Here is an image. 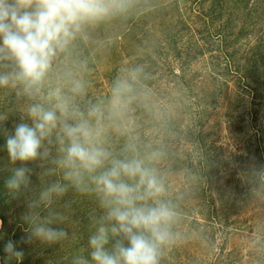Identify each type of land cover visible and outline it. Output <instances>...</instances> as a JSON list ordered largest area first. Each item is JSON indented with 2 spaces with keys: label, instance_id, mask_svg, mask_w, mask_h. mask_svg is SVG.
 <instances>
[{
  "label": "rangeland",
  "instance_id": "obj_1",
  "mask_svg": "<svg viewBox=\"0 0 264 264\" xmlns=\"http://www.w3.org/2000/svg\"><path fill=\"white\" fill-rule=\"evenodd\" d=\"M229 1L220 0L205 26L210 0H128L126 10L88 28L85 39L78 37L93 68L81 72L77 60L83 56L71 45L54 62L53 86L78 80L84 87L76 97L81 109L96 104L104 109L106 146L114 155L147 159L158 154L150 166L163 177L164 198L177 213L174 239L163 249L160 264H264V131L259 129L264 126V0H254L246 10H233ZM168 34L177 35L182 57L193 56L182 71L185 85L166 46ZM149 67V86L140 85L138 77L130 81L126 107L112 114L116 81ZM27 103L15 89H0V116L7 117L0 129L11 133ZM130 141L135 153L124 151ZM18 166L10 164L0 130L3 264L4 246L14 241L15 218L22 222L15 241L24 252L22 264H72L87 244L98 202L70 189L57 205L65 219L59 226L68 238L53 246L22 243L25 198L12 199L6 188L11 168ZM32 180L38 185L36 175Z\"/></svg>",
  "mask_w": 264,
  "mask_h": 264
},
{
  "label": "clouds",
  "instance_id": "obj_2",
  "mask_svg": "<svg viewBox=\"0 0 264 264\" xmlns=\"http://www.w3.org/2000/svg\"><path fill=\"white\" fill-rule=\"evenodd\" d=\"M128 0H0V89L13 88L28 101L14 130L6 135L11 168L6 181L12 199L25 198L27 225L22 243L58 245L68 238L60 227L58 202L74 190L93 196L99 214L90 216V234L72 264H160L174 239L177 213L166 200V186L147 159L118 157L106 146L105 112L76 103L84 92L78 80L53 86L54 62L87 30L126 10ZM138 69L117 80L111 112L121 113ZM7 117L0 116V124ZM125 152L135 153L131 141ZM30 165H34L32 167ZM36 175L38 185L33 184ZM5 264H22L24 252L9 240Z\"/></svg>",
  "mask_w": 264,
  "mask_h": 264
},
{
  "label": "trees",
  "instance_id": "obj_3",
  "mask_svg": "<svg viewBox=\"0 0 264 264\" xmlns=\"http://www.w3.org/2000/svg\"><path fill=\"white\" fill-rule=\"evenodd\" d=\"M229 2H231V4H233V10H237L238 7L242 8V9H248L250 3L252 4L254 2V0H242V1H239V0H230ZM210 4H211V7L209 9V12L212 10L211 13H209V16L210 18L208 17L206 19V22H205V26L207 24H209V22L211 23L213 18V12L214 10L217 8V5L219 4L220 5V0H210ZM248 7V8H247ZM251 7V5H250ZM218 9V8H217ZM244 10V11H245ZM116 16V15H115ZM113 16V17H115ZM131 27V26H130ZM128 28V29H131V28ZM218 36L220 38H222L223 36V33L221 31H219V33H217ZM264 34V33H262ZM177 35H167V37H165L166 39V46L169 47L171 53H172V58L174 59V61H176V65L180 71V76H179V80H180V83L182 85H185L187 84L186 80L183 78V76L185 75L184 72L182 74V71H187L189 69L190 65L189 63L191 62V60L193 59V56L192 57H188L189 54H185L184 57H182V49H183V46L181 48H179L178 44H177ZM261 38V37H260ZM222 53H225V51L227 50L226 46L223 44L222 42ZM70 49L74 52V53H77L79 56L82 55L83 58L77 60V62L79 63V67H80V70H82L81 72L85 74V72L87 70H90L91 68H93V65H92V62H91V58L88 57V52L85 50L84 46L82 45V42H80L79 38L76 39L75 42H73L70 46ZM260 49V46H258V48H255V51H258ZM224 55V54H223ZM225 56V55H224ZM226 57V56H225ZM227 58V57H226ZM150 58L148 57V60ZM151 60V59H150ZM77 63V64H78ZM254 64H252L251 68L253 67ZM152 74V71L150 70V67L147 68L142 75H137V81L140 82V85H145L146 87L149 86V83L150 80L149 78L151 77ZM259 129H261V131H264V126L260 125ZM1 204V203H0ZM6 212L5 209L3 208H0V220H1V227H0V234L4 231L5 229V217H4V213ZM22 222L18 221L17 218L14 219V224L12 225V229L14 230V233H12V237L10 238H13L14 239V242L16 241V232L17 230H20L22 229ZM21 231V230H20ZM19 232V231H18ZM0 264H3L2 262V258L0 257Z\"/></svg>",
  "mask_w": 264,
  "mask_h": 264
}]
</instances>
